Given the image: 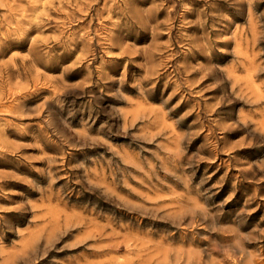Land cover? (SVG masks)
<instances>
[{"label":"rangeland","instance_id":"rangeland-1","mask_svg":"<svg viewBox=\"0 0 264 264\" xmlns=\"http://www.w3.org/2000/svg\"><path fill=\"white\" fill-rule=\"evenodd\" d=\"M0 264H264V0H0Z\"/></svg>","mask_w":264,"mask_h":264}]
</instances>
